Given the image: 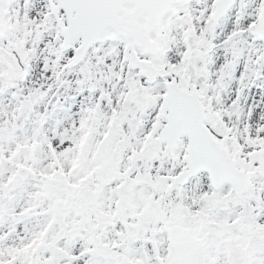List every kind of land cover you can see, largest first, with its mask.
<instances>
[{"label":"snow or ice","instance_id":"snow-or-ice-1","mask_svg":"<svg viewBox=\"0 0 264 264\" xmlns=\"http://www.w3.org/2000/svg\"><path fill=\"white\" fill-rule=\"evenodd\" d=\"M0 264H264V0H0Z\"/></svg>","mask_w":264,"mask_h":264}]
</instances>
